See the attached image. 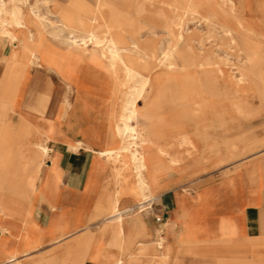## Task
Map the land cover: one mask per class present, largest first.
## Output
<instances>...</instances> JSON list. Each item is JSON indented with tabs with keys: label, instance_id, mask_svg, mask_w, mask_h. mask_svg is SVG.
Returning a JSON list of instances; mask_svg holds the SVG:
<instances>
[{
	"label": "crops",
	"instance_id": "1",
	"mask_svg": "<svg viewBox=\"0 0 264 264\" xmlns=\"http://www.w3.org/2000/svg\"><path fill=\"white\" fill-rule=\"evenodd\" d=\"M66 4L74 7L73 0ZM79 5L88 11L83 19L87 28L100 33L108 24L130 59L137 55L134 44L153 38L150 30L149 35H140L147 25L135 19L138 13L125 14L97 2L91 8L85 0ZM23 21L27 27L10 28L13 42L2 33L7 24L0 22V264H12V258L19 264H115L118 259L122 264H264V144L257 152L244 153L226 180L189 192L172 185L196 168L174 178L166 174L152 183L150 170L154 175L161 166L149 159L147 173L152 199L158 196L160 220L143 215L150 202L124 195L119 203L124 209L122 233L115 220L110 224L112 214L106 213L116 182L109 163L98 154L121 145L116 116L122 70L113 72L100 50L96 56L103 61V70L73 55L60 66L59 51H69L62 37L68 31H43L30 3L23 7ZM44 44L51 53L42 49ZM22 46H31L37 63ZM180 56L192 63L196 59L188 53ZM191 69H157L151 81L176 83L177 103L188 105L197 89L206 85ZM151 95L150 88L138 107ZM194 113L173 114L172 128ZM162 119L158 111L163 126ZM181 138L188 141L185 135ZM76 141L83 146L75 148ZM259 142H264V133Z\"/></svg>",
	"mask_w": 264,
	"mask_h": 264
},
{
	"label": "rangeland",
	"instance_id": "2",
	"mask_svg": "<svg viewBox=\"0 0 264 264\" xmlns=\"http://www.w3.org/2000/svg\"><path fill=\"white\" fill-rule=\"evenodd\" d=\"M53 1L56 0H29L48 32L57 26L49 12ZM85 1L94 8L96 0ZM135 1L129 0L128 6L133 15ZM197 1L200 3L201 0ZM158 7L168 9L162 0L155 4L145 2L135 19L147 25L142 29V37L149 35L150 26L155 24L152 37L156 43L164 45L168 36L162 28V20L154 15ZM202 8L214 12L218 21L231 27L232 31L226 33L218 27L212 29L202 20L184 18L187 41L182 53L196 56L190 73L206 85L197 89L188 105L163 102L160 109L163 135L158 140L161 150L154 144L146 146L150 163L161 166L154 175L153 169L150 170L152 183H158L166 174L174 178L197 169L183 182L172 185L187 192L207 182L226 180L236 168V161L244 160L241 157L244 153L257 152L264 144L259 142L264 133V0H231V5L230 0H210ZM103 11L105 15L108 13L106 8ZM248 49H255L259 56V64L253 70L246 69L244 64ZM204 61L208 64L201 65ZM106 100L109 102L107 96ZM187 111L195 112L194 116L181 118L179 128H172V115ZM182 135L188 141L183 140ZM230 162L236 163L230 165ZM157 197L155 195L149 209L142 212L151 221L160 220Z\"/></svg>",
	"mask_w": 264,
	"mask_h": 264
},
{
	"label": "bare ground",
	"instance_id": "3",
	"mask_svg": "<svg viewBox=\"0 0 264 264\" xmlns=\"http://www.w3.org/2000/svg\"><path fill=\"white\" fill-rule=\"evenodd\" d=\"M67 1L68 0L53 1L52 5L54 7V11H51L49 8V12L54 17V21L57 25L51 28L61 34L65 30L68 31V34H63L62 37L68 42L67 45L69 51H59L57 56L59 65L61 66L71 55H73L75 57L86 58L95 67L103 70L104 63L96 56L97 51L100 50L102 57L107 59L108 67H110L113 72H118L120 68L122 70L121 86L123 92L120 108L116 116V130L117 134L121 137V145L116 149L108 148L102 150L98 152V154L109 163L110 171L116 182V189L113 193L111 202H109L106 207V213L112 214L110 224L115 220L117 222L116 224L120 227L119 229L123 233L124 209H120L119 207L121 198L124 195H127L129 198H134L138 201L150 202L152 200L153 191L150 188L147 173L149 157L146 151V146L148 144H154L156 145L157 149L160 150L157 137H159V134L163 133V126L158 120V111L160 110L158 109L156 112L154 108L161 107L165 101L174 103L179 99L176 83L170 80L169 82L158 80L155 77V79L151 81V73L157 69L185 70L193 66L194 63L188 62V59H179L181 57V53L184 51L185 42L187 41V38L184 34V18L186 16L194 20H202L212 29L218 27L226 33H231L232 28L225 23L219 22L218 17L214 12L203 11L202 7H205L210 2V0H201L200 3L197 0H162V3L168 9L165 10L162 7H158L155 9L154 15L158 19L162 20V28H164L165 34L168 36L166 43L164 46H162V44H159L158 46L154 38H147L148 41L142 45L139 43L134 44L137 55L135 56V59H130L122 52L123 49L119 47V43L108 24L104 25V27L100 29V33L94 29H88L83 20L84 16L88 14V11L83 6L79 5V3H82V1L73 0L74 7H68L66 4ZM96 2L97 6L106 5L110 8L116 7L122 13H131L128 8L129 0H96ZM145 2L155 4V2H159V0H136L133 6L134 13L140 14L143 10V5ZM9 3H12L13 5L7 6ZM27 3H30L31 11L37 20L39 22L42 21L29 0H0V22L4 21L7 24L6 29L2 30V33L12 38V42L14 41V37L10 34V28L13 25H22L27 27L26 23L23 21V7ZM228 8L230 9V7ZM111 17H113V15ZM40 23L44 31L45 27L42 22ZM29 27L32 26L30 25ZM154 27L155 24H152L149 28L152 35H155L153 30ZM30 33H32L31 30ZM224 35L225 34H223V36ZM22 48L31 54L33 63H37L38 57L34 52L31 51V46H22ZM42 49L51 53L50 47L46 44H44ZM89 51L91 54L90 56H87V52ZM205 64H208V61L201 63V65ZM244 64L248 70L255 69V66L259 64V56L255 49L247 50ZM168 72L166 73L165 71L164 74H168ZM160 74H162V72ZM150 88L152 95L148 100L149 102L144 101L143 104L138 107V102L145 97ZM74 89L75 88L73 87V92ZM168 96L169 99H167ZM82 146L83 145L79 141L74 143L75 148H80ZM141 226L142 223H140V227ZM11 263L19 264L16 258H12ZM115 264H122V260L118 259Z\"/></svg>",
	"mask_w": 264,
	"mask_h": 264
}]
</instances>
